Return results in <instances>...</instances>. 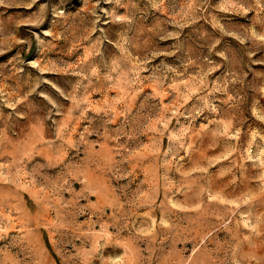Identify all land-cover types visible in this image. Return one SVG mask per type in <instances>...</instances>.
<instances>
[{
    "label": "rangeland",
    "instance_id": "rangeland-1",
    "mask_svg": "<svg viewBox=\"0 0 264 264\" xmlns=\"http://www.w3.org/2000/svg\"><path fill=\"white\" fill-rule=\"evenodd\" d=\"M0 264H264V0H0Z\"/></svg>",
    "mask_w": 264,
    "mask_h": 264
}]
</instances>
